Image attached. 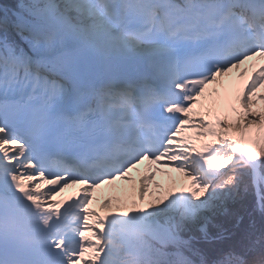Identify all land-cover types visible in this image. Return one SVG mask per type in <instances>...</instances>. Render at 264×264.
<instances>
[{
	"label": "snow or ice",
	"instance_id": "6c2138e0",
	"mask_svg": "<svg viewBox=\"0 0 264 264\" xmlns=\"http://www.w3.org/2000/svg\"><path fill=\"white\" fill-rule=\"evenodd\" d=\"M0 264H264V0L0 5Z\"/></svg>",
	"mask_w": 264,
	"mask_h": 264
},
{
	"label": "rangeland",
	"instance_id": "374dc122",
	"mask_svg": "<svg viewBox=\"0 0 264 264\" xmlns=\"http://www.w3.org/2000/svg\"><path fill=\"white\" fill-rule=\"evenodd\" d=\"M15 3H17V0H16ZM228 78H229V77H227V78H225V79H228ZM193 111L195 112L196 110L194 109ZM192 119H193V120H196V119H198V117L195 116V115H193ZM187 134H188L189 136H194V135H195L194 132H189V133H187ZM142 167H143V166H142ZM153 167H155V166H153ZM141 170H142V169H141ZM134 175H135V174H134ZM177 176H178L177 173H175V172L172 173V177H173V179H176ZM181 179H182V178H181ZM156 180H157V182L167 183V177H161V176L158 175V176L156 177ZM183 183L187 184V181H183ZM40 187H41V191H42V192H46L47 189H48V187H50V186H46V185H43V184L41 183ZM124 187H125V186H124L121 182H119V181H117L115 185H105V186H103L101 189L97 190V192L93 193V196L96 197L97 199L95 200L94 204H93L91 207H96V206L98 205V203L101 202L102 198H105V197H111L112 193H114V192L112 191L113 188H115L116 191H119L121 188H124ZM77 188H79V186L74 187V188H73V187H70V188H66V189H64V191L61 192L59 195L53 197V200H52V201H55V199L58 198L60 195L65 194V193H67V192H69V191H74V190H76ZM116 191H115V192H116ZM253 194H255V190H254V189L251 190V191L247 194L246 199H247L248 204H249V201H253V199H252V198H253ZM254 201H255V204H256V196H255V200H254ZM249 205H250V204H249ZM97 211H99L98 208H97ZM100 214L103 215V213H100Z\"/></svg>",
	"mask_w": 264,
	"mask_h": 264
},
{
	"label": "trees",
	"instance_id": "16d2710c",
	"mask_svg": "<svg viewBox=\"0 0 264 264\" xmlns=\"http://www.w3.org/2000/svg\"><path fill=\"white\" fill-rule=\"evenodd\" d=\"M16 0H0V5H4V6H13L16 3ZM253 201H249V204L251 206V208H255L257 209V218L259 217V211H258V206L257 204H255V194H253Z\"/></svg>",
	"mask_w": 264,
	"mask_h": 264
},
{
	"label": "bare ground",
	"instance_id": "6f19581e",
	"mask_svg": "<svg viewBox=\"0 0 264 264\" xmlns=\"http://www.w3.org/2000/svg\"><path fill=\"white\" fill-rule=\"evenodd\" d=\"M236 76V73L235 72H233L232 74H231V76L228 78V79H232V78H234ZM126 187V186H125ZM120 191V190H119ZM119 191H116V192H114V193H112V195L111 196H113V195H118L119 194ZM52 202H57V203H61V205H62V207H63V205H64V203L62 202V201H57V200H55V201H49V203H52Z\"/></svg>",
	"mask_w": 264,
	"mask_h": 264
}]
</instances>
